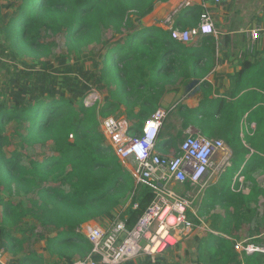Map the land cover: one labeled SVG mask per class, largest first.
Listing matches in <instances>:
<instances>
[{"label":"trees","instance_id":"1","mask_svg":"<svg viewBox=\"0 0 264 264\" xmlns=\"http://www.w3.org/2000/svg\"><path fill=\"white\" fill-rule=\"evenodd\" d=\"M166 1L11 0L8 5V10L14 12L4 15L0 37L11 50L18 49L23 54L25 66H30L27 57L39 61L49 57L50 48L42 42V34L54 30L64 17L103 14L102 22L114 36L125 33L104 48L102 59L89 70L69 64L72 57H63L66 67L59 72L61 78L57 76L61 82L46 79L44 73L41 79L19 77V82H7L9 96L0 94V250L13 257L11 264H44L43 254L57 257L59 264H73L91 250L86 237L78 232L84 225L104 220L111 224L119 219L126 222L128 229L135 226L154 195L145 187L135 186L131 174L107 146L99 130L100 121L124 118L129 131L139 134L162 107L169 87L180 80H187L186 84L193 78L202 81V100L197 108L180 101L174 106L184 131L194 128L200 136L224 140L235 151L237 160L248 153L241 138L243 124L254 123L257 129L247 133L246 143L256 152L252 163L264 158V66L245 62L230 78L245 90L241 94L234 92L233 100L214 98L205 78L216 67L212 43L217 39L207 36L201 47L195 48L178 43L158 25L149 26ZM203 12L201 6L195 5L181 14L177 26L184 30L197 25ZM94 91L103 95V102L86 105L84 100ZM11 124L25 146L52 143V154L23 165L21 156L6 151L10 145L6 131ZM159 140L158 152L166 155L174 138L161 131ZM14 193L22 198L17 204L7 201ZM134 193L137 195L116 217L121 202ZM217 204L247 210L243 194L227 189L206 201L200 215ZM28 220L38 222L44 231L40 236L45 242L43 254L27 253L18 258L29 241L23 239ZM217 220L219 217L212 225L214 233L194 237L195 264H264L262 253H237L231 227ZM49 231L56 235L51 238ZM257 232L263 234L264 225ZM125 264L184 262L170 253L167 257H141Z\"/></svg>","mask_w":264,"mask_h":264},{"label":"built area","instance_id":"2","mask_svg":"<svg viewBox=\"0 0 264 264\" xmlns=\"http://www.w3.org/2000/svg\"><path fill=\"white\" fill-rule=\"evenodd\" d=\"M223 2L200 0L198 6L204 12L199 23L183 30L177 26V20L195 4L191 0H179L163 18L161 26L180 44H193L207 36L219 40L222 34L214 25L210 8ZM261 17L264 18V10ZM246 34L245 51L253 54L260 41V30L254 28ZM96 100L92 92L84 102L91 105ZM169 112L166 108H158L139 134L129 131V124L124 118L108 117L100 121L107 146L131 174L135 186L148 189L154 199L132 229L119 219L107 227L94 223L85 226L83 231L79 229L91 250L85 258L73 264H125L141 257L162 256L196 231L194 218L198 214L194 210L195 201L211 180L213 172L229 166L231 151L222 139L188 133L177 154L161 155L157 151L159 135ZM187 187L198 191L192 195ZM136 195L130 196V203ZM137 207L135 205L134 209ZM235 251L241 256L264 254V248L237 241Z\"/></svg>","mask_w":264,"mask_h":264},{"label":"rangeland","instance_id":"3","mask_svg":"<svg viewBox=\"0 0 264 264\" xmlns=\"http://www.w3.org/2000/svg\"><path fill=\"white\" fill-rule=\"evenodd\" d=\"M10 2L11 0H0V26L4 24V15L8 12L10 14L14 12L7 8ZM261 5V0H234L232 9L236 13L242 14V18H245L247 23H251L252 19H254V17H251L252 12L258 11ZM102 18L103 14L95 15L92 13H89L84 17H75L74 15H71L70 17L62 18L61 22L55 25L54 30L46 31L42 34V42L50 48L49 57L43 58L42 60L40 59V61L32 60L27 57L30 66H25L23 64L24 56L18 49L15 51L11 50L9 45L3 42V37H0V94L5 95L6 97L9 96L10 90L8 89L7 82H19L17 79L19 77L27 78L34 76L35 79H41L40 74L44 73L43 75L46 79L50 81L56 79L58 82H61V74L59 72L63 71L66 67V65L62 64L63 57H72V59H68L67 61L69 64L74 63V65L76 64L77 66H84L87 70L95 67L102 59L101 57L104 48L106 46L108 47L113 39L119 41L125 35L123 32L117 35V37L114 36L112 30L107 28L102 22ZM150 23L148 24L149 26L151 25ZM259 30L260 41L262 40L264 43V29L259 28ZM234 36L236 39L242 40H239L237 43L243 46L246 42V34H236ZM221 37L222 36L219 38ZM201 40L198 41V46H200L201 43L203 44V41ZM218 41H221V39ZM216 44L217 41H214L212 43V48L214 47L213 59L217 69V67H219L218 64H216L217 57L219 56L221 59L220 55H223V53L221 50L216 51ZM241 47L239 46V51L241 50ZM192 50L195 49L192 48ZM254 55L257 56L255 58L259 61V66H264V46H262ZM222 60H220L219 63H222ZM186 81L187 80L185 79L180 80L175 86L169 87L170 101L166 103L163 108H166L168 111H173L174 106L181 100L180 97L184 96V93L181 92H185V89L183 88L185 87ZM195 81L199 80L193 78V82ZM61 88L62 87L59 85L58 89L61 90ZM93 93L97 98L95 103L103 102V95L98 92ZM176 114V110L169 114L170 116L165 121L163 129L161 130L167 136L169 135L174 138V143L167 147V153L165 156L177 154L179 147L186 136L181 125L174 124L175 119H177ZM243 125L244 127L241 132V138L245 150H247L249 154L247 153L246 156L240 155L238 159L235 160L237 157L235 151L227 145L231 151L232 157L229 163L230 165L223 169L217 168L213 172L211 180L207 183L205 189L203 192L201 191L195 201L194 210L198 214V217H195L198 222L196 223V231L186 239L184 238L180 244L171 249L172 251L168 250L169 252L167 251L164 253L162 255L163 257H167L172 253L173 256H180L183 259L184 264H195L192 261V258L196 253V242L194 237L198 236L199 238H205L209 233H214L215 231L212 225L216 217H219L217 222H225L231 227V231H233L231 239L244 245H254L255 247L264 248L262 246V244H264V233L260 234L257 232V228H262L264 225V158L261 161L252 163L251 158L256 152L249 148L245 137L247 133L254 132L257 127L254 123L247 124L244 122ZM99 130L101 132V128ZM6 134L10 139V145L6 151L16 152V156H21V162L25 166L28 165L30 160H42L44 156H50L53 152L52 143H47L45 146H25L23 142L17 138L15 126L13 124L8 127ZM159 143L160 140L158 141V144ZM227 189L243 194L244 204L247 210L251 212H248L247 210L237 211L231 207L217 204L210 207L204 216L200 215L199 210L203 207L206 201H211L215 196L222 195L223 191H226ZM187 191H189L190 194L195 195L198 190H192L187 187ZM11 199L12 201L17 202L22 200L21 196L15 193ZM129 203L130 197L125 198L121 202V205L116 211V217L119 216L122 209L126 208ZM28 223V225L23 227L26 233L23 235V239L27 240L29 238V241H26L24 244L25 252L19 255L18 258L27 253L36 256V254L42 252L43 246H45V242L40 238V236L44 234V231L37 226L38 222L30 220ZM94 223L96 222H90L81 227L80 230L83 231L85 226L93 225ZM96 224L107 227L110 223L104 220ZM33 226H37V229L34 231L31 230ZM49 234L51 238L56 235V233H53L52 231H49ZM79 259L80 258H76L75 261ZM48 260L52 264H59L57 257L51 254H48Z\"/></svg>","mask_w":264,"mask_h":264},{"label":"crops","instance_id":"4","mask_svg":"<svg viewBox=\"0 0 264 264\" xmlns=\"http://www.w3.org/2000/svg\"><path fill=\"white\" fill-rule=\"evenodd\" d=\"M178 1L179 0H167L166 2L162 3L158 9V12L155 14L153 19L151 20L150 26L158 25L161 28H163L161 26V21L172 10V8L178 3ZM191 1H193L196 6L199 5V2H200V0H191ZM233 2L234 0H224V2L221 5H212L210 8V11L212 13L213 20H214V25L216 29L219 30L220 33H222L221 35L222 37L220 38L221 41L217 40L216 51L221 50L223 55H220L221 59L219 58V56L217 57L216 64H218L219 67H217V69L215 67L211 71V73L205 78V80L211 85L214 98H226L228 100H233L232 95L234 92L237 93L238 91L241 94V92L245 90L244 86L234 85V83L232 82L230 78L241 70V67L245 62L249 61L253 64H260L257 58H255L257 56L254 54H256L257 51L260 50L262 46H264V43L261 40L260 42H258L255 52L253 54H250L245 51L246 42L242 46L237 43L241 39L238 40L234 36L236 34L244 35L249 30L258 28V27L260 29H264V18L261 17V12L264 10V3H263L264 0H261L262 5L258 9V11L252 12L251 17H254V19H252L251 23H247L245 21V18H242V14L236 13L232 9ZM203 38H206V37L199 38L195 43L189 46L200 48L202 43L200 46H198L197 43L199 40ZM239 46L240 47L242 46L240 51H239ZM248 56H251V57H248ZM220 60H222V63H219ZM201 83L202 81L200 80L195 81V82H193L192 80L191 83L185 84V87L183 88L185 89V92H181V93H184V96L180 97L181 104L186 105L190 108H197L199 106L202 100ZM173 96H176V95H173ZM169 101H170V94H168L164 98L162 107ZM174 124L181 125L180 119L178 118L175 119ZM185 133L186 135L188 133H195L194 135H199V132L194 128L186 130ZM8 200L17 204V201H12V199H7V201ZM40 254H43V253L41 252L38 255ZM43 255L45 258L44 264H52L48 260V255L47 254H43ZM0 260L2 262V263L0 262V264H11V260H13V257L2 249L0 250Z\"/></svg>","mask_w":264,"mask_h":264},{"label":"water","instance_id":"5","mask_svg":"<svg viewBox=\"0 0 264 264\" xmlns=\"http://www.w3.org/2000/svg\"><path fill=\"white\" fill-rule=\"evenodd\" d=\"M191 134H193V135H194L195 133H191Z\"/></svg>","mask_w":264,"mask_h":264}]
</instances>
